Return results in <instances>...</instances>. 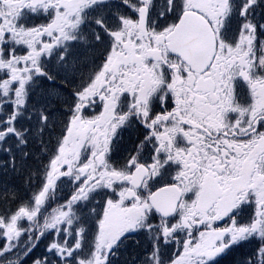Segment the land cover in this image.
Instances as JSON below:
<instances>
[{"label": "snow or ice", "instance_id": "6c2138e0", "mask_svg": "<svg viewBox=\"0 0 264 264\" xmlns=\"http://www.w3.org/2000/svg\"><path fill=\"white\" fill-rule=\"evenodd\" d=\"M0 264H264V0H0Z\"/></svg>", "mask_w": 264, "mask_h": 264}]
</instances>
